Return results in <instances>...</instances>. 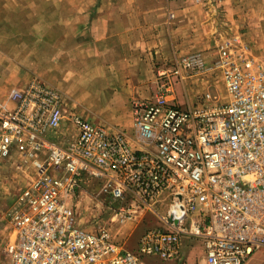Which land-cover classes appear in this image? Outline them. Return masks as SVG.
Returning a JSON list of instances; mask_svg holds the SVG:
<instances>
[{
    "label": "built area",
    "instance_id": "obj_1",
    "mask_svg": "<svg viewBox=\"0 0 264 264\" xmlns=\"http://www.w3.org/2000/svg\"><path fill=\"white\" fill-rule=\"evenodd\" d=\"M185 71L220 77L228 100L208 91L197 104H172L173 77ZM63 96L33 79L0 98V158L18 155L33 170L10 212V264L171 261L184 239L202 240L206 264H247L264 249V54L253 44L232 37L212 62L193 52L160 70L155 96L132 102L139 148L126 131L69 112ZM63 131L75 137L60 143ZM94 179L122 224L158 215L154 206L170 199L137 251L80 224L71 202Z\"/></svg>",
    "mask_w": 264,
    "mask_h": 264
},
{
    "label": "crops",
    "instance_id": "obj_2",
    "mask_svg": "<svg viewBox=\"0 0 264 264\" xmlns=\"http://www.w3.org/2000/svg\"><path fill=\"white\" fill-rule=\"evenodd\" d=\"M100 3L103 8L81 13L76 9L71 13H10L12 28L21 34L25 55H35L31 73L63 93L69 112L102 123L111 132L126 131L133 146L139 148L132 101L151 98L156 76L153 64L187 49L218 46L215 34L220 22L214 16L215 8L194 0ZM222 4L229 13L232 5L235 9L243 6L249 15L260 16L264 28V0H222ZM171 98L175 99L172 104L179 105L176 97ZM55 137L66 144L75 133L63 131ZM134 225H129L132 236L142 226ZM190 240H183L179 257L171 261L180 259L182 253L189 263L196 259L184 246ZM200 259L206 264L204 253Z\"/></svg>",
    "mask_w": 264,
    "mask_h": 264
},
{
    "label": "rangeland",
    "instance_id": "obj_3",
    "mask_svg": "<svg viewBox=\"0 0 264 264\" xmlns=\"http://www.w3.org/2000/svg\"><path fill=\"white\" fill-rule=\"evenodd\" d=\"M194 2L203 3L208 8H215L214 16L217 22H220L215 36L220 40V44L203 49H187L183 53L179 52L180 55L174 58L157 61L156 64H153L156 72L153 81L155 88H152L151 98L144 99H152L155 96L159 71L173 69L178 59L184 55L200 52L206 56L209 62H212L217 58L221 45L227 39L238 36L253 44L258 55L264 54V28L260 25L262 21L260 16L249 15L244 11L243 6L242 9L240 6L235 9L234 5H232V12L229 13L227 8L224 9L225 4H222V0H194ZM97 6L103 8L100 0H0V95L6 91L9 93L12 89L23 87L33 79H38L36 74L31 73L32 70H30L31 66L35 67V55H33L34 57L25 55L26 46L21 47L23 44L21 34L12 28L14 20L10 13H71L73 9H76V13H81L84 9L96 10ZM186 75L185 80L173 77L171 96L177 98V104L180 106L197 104L208 91L219 97L221 102L228 100L225 84L220 77L212 74L189 75L186 73ZM90 121L96 123L94 120ZM70 129L72 131L73 128ZM16 160L22 161L18 155L10 159L0 158V264H9L5 248L12 230L10 212L16 205L23 189L30 182L33 173L31 167L20 168ZM165 198L166 195L162 199ZM170 203V199H166L156 204L154 208L158 215L148 213L144 220L122 224L118 222L119 216L117 215L118 210L114 208L115 204L112 207L111 199L100 194V187L94 179L86 181L71 205L80 224L85 229L107 228L116 241L132 251H137L140 234L150 227L162 226L159 216L167 214ZM132 222L136 225L134 227L142 225L140 229L134 231L133 236L131 235L133 229L129 228ZM129 229L130 232L126 234L125 231ZM184 246L190 248L196 256V259L194 258L191 263L183 253L176 261L160 262L156 256H144L143 261L145 264H203L200 258L203 253L205 254V251L201 239L190 240ZM247 264H264V249L253 254Z\"/></svg>",
    "mask_w": 264,
    "mask_h": 264
}]
</instances>
